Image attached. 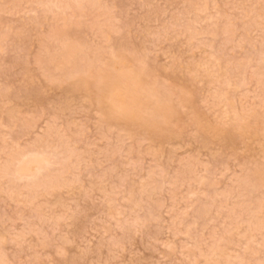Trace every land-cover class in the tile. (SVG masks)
<instances>
[{
    "label": "rangeland",
    "instance_id": "obj_1",
    "mask_svg": "<svg viewBox=\"0 0 264 264\" xmlns=\"http://www.w3.org/2000/svg\"><path fill=\"white\" fill-rule=\"evenodd\" d=\"M0 264H264V0H0Z\"/></svg>",
    "mask_w": 264,
    "mask_h": 264
}]
</instances>
